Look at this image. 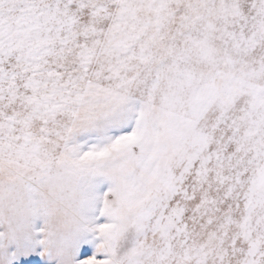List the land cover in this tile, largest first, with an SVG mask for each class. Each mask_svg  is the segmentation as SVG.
<instances>
[{"label": "snow or ice", "instance_id": "1", "mask_svg": "<svg viewBox=\"0 0 264 264\" xmlns=\"http://www.w3.org/2000/svg\"><path fill=\"white\" fill-rule=\"evenodd\" d=\"M0 264H264V0H0Z\"/></svg>", "mask_w": 264, "mask_h": 264}]
</instances>
